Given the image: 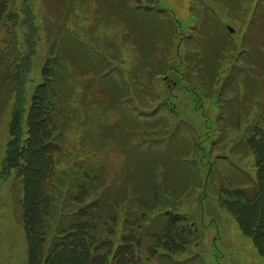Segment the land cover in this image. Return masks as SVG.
Masks as SVG:
<instances>
[{
  "label": "rangeland",
  "instance_id": "rangeland-1",
  "mask_svg": "<svg viewBox=\"0 0 264 264\" xmlns=\"http://www.w3.org/2000/svg\"><path fill=\"white\" fill-rule=\"evenodd\" d=\"M32 1L37 15L35 21H42L36 24L37 30L31 36L28 34L30 30L25 19L13 35L5 33V26L0 25V169L10 139L8 123L11 115H14L11 125L13 132L15 117L19 120V137L13 141V146L31 144L21 148L31 155L33 162L37 158H43L44 150L50 147L51 136L46 126L49 120L45 122V108L34 99L38 93L33 92L35 87L40 86L39 83L45 81L42 70L46 67V57L53 53L51 35L57 42L61 31L75 35L72 40L61 44L55 67L60 72L57 86L59 91L56 94L59 100L56 106L65 107L61 125V113H56L57 125L63 133H58L56 141L63 138L60 145L65 149L60 169L66 170L67 174L64 180H60V184H75L76 175L73 173L77 164L84 161L102 163L100 171L103 181L98 186L104 184L110 187L109 193L105 191V199L108 201L114 193L116 198L123 200L126 193L122 192L126 189H132L133 193L144 191L155 178H158L164 191L174 199L178 200L180 197L183 208L185 207L183 210H188L194 216L199 215L201 230L195 236L198 243L184 244L189 250L181 255H170L169 261L158 256L149 264H264V257L253 244L256 240L245 236L228 213L234 212L227 205L219 203V195L224 193V189L247 186L248 176H252V167L255 169L252 151L245 143V128L249 124L248 119H251L250 125H253L258 120L259 113L264 111V23L260 21H264V0H105V13L102 12L101 0ZM20 2L21 0H16V4ZM67 2L71 3V7ZM144 4L169 9V14L173 16L153 11L145 14L139 9ZM204 4L209 5L213 29L211 23L208 25L204 19L207 11ZM144 11L150 12L149 9ZM192 14L197 15V22L201 21L204 25V28L200 26L198 32L195 31L198 37L196 44L192 37L185 38L191 32ZM251 16L255 20L250 21ZM218 19H227L226 22L234 30L229 31L223 26L217 31L214 27H218ZM63 23L71 31L67 26H62ZM178 23L182 24L178 26ZM176 25L180 33L176 30ZM221 36L225 37L226 42L222 44L225 45L224 48L219 49ZM189 46H192L190 54ZM248 47L250 51L243 54L241 49ZM193 49L198 56L215 57L207 60V65L215 68L212 81L205 74V69L203 71L201 67L198 68L202 61L192 60L195 59L194 55L191 56V53L194 54ZM108 59H113L119 65L115 67L117 77L114 78L108 73L106 79H100V71H107L113 65ZM242 59L249 63L255 62L258 66L253 72L257 77L252 85L256 92L245 89L244 98L240 101L253 110L252 115L245 112L241 121L237 118H224L220 121L218 118L223 112L219 104L223 102H216L218 89L222 87L223 91H227V97L235 94L225 83L229 79L230 70L241 65ZM190 65L194 66L196 73L186 70ZM244 77L243 75L241 78ZM5 81L10 84H2ZM19 84L23 88L22 105L20 100H15V94L13 95L14 85L17 89ZM121 86L124 98L120 96ZM152 89L156 95L152 93ZM168 96L190 118V122L182 123L177 116H171L169 102L168 105H162L157 101ZM239 97L240 91L237 90L235 100ZM254 104H258V111L253 109ZM223 108L226 115L237 114L229 103ZM138 111H144L140 113L145 116H140ZM207 119L210 127L222 128L220 134L216 132L215 135V139L220 135V141L217 142L220 148L215 146L210 157L219 151L226 158L223 160L225 162L218 166L213 164L210 169L197 162H194L197 165L192 164L193 170L197 169L201 173L204 182L206 178H211V183L205 190L207 182L203 185V181L199 186L188 187L177 164L182 153L196 156L199 160L202 149L199 144L194 143L196 135L201 146L212 144L214 134H209L207 142L202 136L208 130L205 123ZM154 127L158 128L157 134L162 135V138L157 143L141 145V149L132 154L134 148L128 150L129 144L141 140L143 135H153ZM41 134L44 136L39 142L38 136ZM93 139L97 143L100 141L99 146L96 145L98 149L89 148ZM44 143L47 145L44 146ZM84 144L87 146L84 147ZM229 147V150L223 152ZM76 149H79V155L75 156ZM232 152L241 153V159L238 160ZM226 162L228 167L224 173L217 175L223 170L219 165H225ZM32 163L29 167H33ZM49 168L54 170L52 165ZM17 171L19 168L16 166L9 175L6 176L5 173L6 178H1L0 183V264H38V259L33 257H37L38 251H41L48 231L43 226L41 211L35 203L32 206L28 202V210L25 211V190L20 178L15 176ZM121 171L123 173L119 177ZM69 187L71 190L72 186ZM38 188L44 190L41 183L36 186L35 192ZM70 190L66 201L71 197ZM99 193L100 191L97 192ZM29 195L30 200H33L32 195ZM236 195L240 196L241 193ZM91 198L92 196L85 201ZM61 199L62 197H58L57 203ZM77 207V204L70 202L65 209L73 212ZM58 212L53 210L54 218ZM80 220L81 217H78V226L82 225ZM98 221L100 226L97 228L87 225L81 230H87L85 235L90 241L100 243V250L105 254L100 253L97 262L121 260V251L116 256L112 255L117 247L115 242L110 244V251L107 252L105 248L109 242L107 237L114 234L111 225L117 224L116 235L120 234L119 225L124 221L123 216L117 213L116 217L107 222ZM139 222L149 223L143 219ZM170 224L174 225V222L170 221ZM131 225L134 227V223ZM184 226L188 227L187 221H184ZM30 230L35 234L27 237ZM138 230L148 234L144 226H140L135 232ZM40 231L43 236H35ZM34 236L35 241L32 239ZM100 236L104 237V241ZM73 241L66 239L64 244L56 247L57 253L62 249L67 252L63 257L55 254L56 262L73 260L76 245L71 246ZM30 243L34 254H31ZM179 243L182 244V240ZM169 244L174 248H183L176 242L170 241ZM91 251L96 253L98 250Z\"/></svg>",
  "mask_w": 264,
  "mask_h": 264
},
{
  "label": "trees",
  "instance_id": "trees-1",
  "mask_svg": "<svg viewBox=\"0 0 264 264\" xmlns=\"http://www.w3.org/2000/svg\"><path fill=\"white\" fill-rule=\"evenodd\" d=\"M219 45L223 47L222 44L219 43ZM14 135H16L14 139L19 137L18 129H15ZM43 136H44L43 134L38 136L39 142H41V140L43 139ZM14 139H12L10 143L8 142V148H7L8 155H7L6 161L9 165H16L18 168H20L21 170L20 174L22 176L24 175V183H25L24 200H25V206H26V204L30 200L28 189L35 191L38 179L36 175L32 174L29 170V168H31L29 167V165L33 162L31 155L26 151H22L20 149L21 147L19 148L17 146L15 149V147L13 146ZM26 146L27 145H23V147H26ZM46 150L47 149H45V151ZM47 154L48 155L46 158V167H49L52 165L51 164L52 157L49 155V153ZM261 157H263L262 159L264 160V156H261ZM40 163H41V159L37 158V161L33 162L32 166L33 167L37 166ZM181 169H184V167H181ZM261 171L264 176V168ZM184 173L187 177V182L188 180L190 182L194 180V178L192 177V174H190L189 172H186V170H184ZM93 180H96V182L99 180H102L99 172L95 173ZM95 183L92 188L93 190V200L91 202V205L93 206L92 211H89L87 213L84 211L85 213L80 216L81 217L80 222L82 223V225H79V226H78V221H77L78 216H79L78 213H75L72 215H61L58 218L57 226L55 229L57 234H60V235L59 236L53 235L50 240L51 244L49 245L45 242V240H48L47 235L46 237L44 236V239H43L44 242L41 241L43 242V244L41 245L42 246L41 251H38L37 257L35 256L33 257L35 259H38V264H145L143 261H140L138 250L137 249L134 250V247L132 246V244L127 245V247L123 249H119L115 254H112L113 256H116L117 253L121 251L120 252L121 260H118V261L111 260L109 262H97V257L100 255V253L101 254H105V253L103 252V250H100L99 242L90 241L88 239L87 235H85L87 234V230L85 231H81V230L87 225H92V226H95L96 228L100 226V223L98 224L99 221L97 218L99 217L101 221H105L106 214L109 213L112 210V208L118 203H122V202L123 204L126 203L128 207L136 204V206L138 207V204L140 203H138L137 200H135L137 199V195H139L138 198L143 204L150 202L151 198H159L160 191H159L158 184L156 183V181L151 182L149 189L147 191L139 192V193L138 192L132 193V196H131L132 199L130 200H125V199L115 200L114 199L112 201H108L105 199V189L111 190L110 187H104L103 184L102 186H98L100 182L98 185L95 186ZM99 191L100 193L97 194V192ZM37 192H39V194L36 197L35 204H36V207L39 209V211H41V216L43 217L42 219L43 226L45 227V230L48 231L49 228H48L47 223L49 222L46 221V217L50 216L52 218L53 211L51 210V207H49V204H45V199L47 200L46 192L43 191L41 188H38ZM107 201L109 202V204ZM256 203H257L256 204L257 216L259 217L257 218V222L255 223V228L257 229H254V232L264 234V207L262 208L263 213H261L262 211L259 212L258 210L261 204L264 205V188L257 196ZM32 204H34V202ZM43 213H44V216H43ZM167 213H169V211L159 212L156 216H154L155 220L150 221L149 223H146V228L150 231L157 230L159 233L163 235V238H166L168 241L170 240L171 242H177L179 241L178 237L169 236V231H170L169 219H164L167 216ZM86 215H88L89 217H87ZM90 219L92 220L89 221ZM67 229L69 230V233L66 235H62V231L67 230ZM42 232H44L43 229H42ZM34 234L35 233L32 232V230H30V232L27 233V237L33 236ZM35 236L42 237L43 235H41V231H40V233L36 234ZM34 237L32 239L35 241L36 237L35 238ZM100 237L102 241H104V237L103 236H100ZM64 238H66L67 241L74 240L73 243L71 244V246H74V244H76L74 246V249H75L74 256L71 262L67 260L64 263H58L55 261L54 256L55 254H59V253L56 252V249L54 248L53 245L58 244V243H63ZM96 240H98V238H96ZM30 245H31V250H32L31 254H34L32 243H30ZM108 245H109V242L106 246ZM92 249H95L98 251L96 253H92L91 251ZM108 250L110 251L109 247H107V252ZM66 253H67L66 249H62L59 255L63 257L66 255ZM101 258L103 257L101 256Z\"/></svg>",
  "mask_w": 264,
  "mask_h": 264
}]
</instances>
